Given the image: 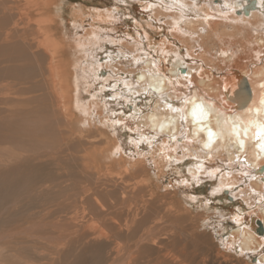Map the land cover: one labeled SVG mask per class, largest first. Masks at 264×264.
I'll use <instances>...</instances> for the list:
<instances>
[{
  "label": "bare ground",
  "instance_id": "6f19581e",
  "mask_svg": "<svg viewBox=\"0 0 264 264\" xmlns=\"http://www.w3.org/2000/svg\"><path fill=\"white\" fill-rule=\"evenodd\" d=\"M47 1L0 0V112L4 116L9 112L10 121L18 123L22 129L19 133L25 135L30 144L39 142L38 151L28 155L25 152L28 157L24 155V160L33 164L42 160L38 166L23 162L24 166H31L28 167L30 173L35 168L42 171L52 163L58 167L65 156H72L74 161L79 162V166L74 168L80 184L69 187L79 186L80 209L74 204L72 210L70 206L64 214L63 204L55 202L58 199L53 203L55 196L52 199L48 197L52 204L49 203L39 213L46 219H52L47 224L44 221L46 227L49 230L60 229L64 234H60L59 239L93 238L97 241L95 244H102L98 241L112 242L103 230L108 228L109 233L126 235L132 240L136 237L133 247L136 251L140 250L141 255L155 252L161 254L166 264H196L184 251L180 252L181 260L174 257V247L168 245L166 222L170 218L174 221L186 216L176 211L178 208L152 214V204L155 202L150 201L153 199L151 197L146 202L139 200L138 194L142 190L137 184L140 183L129 186L126 183L127 187L121 190L118 200L120 208H117L119 191L115 187V180L108 174L112 165L116 164L123 169L124 177L137 178L141 171L162 173L167 167L178 166L189 159L187 174L183 175L188 177V181L199 185L217 178L216 187L211 189L210 195L219 196L225 190L227 199L235 200L240 205L238 210L231 211L232 217L229 219L233 224L232 230L225 238L220 236L221 244L218 242V246L224 249L216 247L213 250L214 258L225 264L233 261L251 264L249 261L253 257V264H264V134L257 137V132L264 127V0H134L139 11L149 16L150 24L164 29L166 34L155 49L159 54L157 60L135 37L129 34L126 35L128 38L115 35L120 30L119 13L112 9L97 12L94 15L96 22L92 23L91 28L83 29L82 34L81 31L77 37H72L74 43L67 42L69 49L79 53L80 60H85L83 65L77 64L75 67L72 64L74 61L70 63L65 59L67 47L54 38L59 9L55 2ZM39 17L43 19L40 22L36 20ZM100 22L112 28L94 26ZM72 23L82 25L76 20ZM148 32L143 31V34L150 41ZM168 34L172 40L168 39ZM148 43L152 47L151 42ZM102 52L104 56L98 59ZM29 57L35 61L39 80L15 83V75L9 73L12 71L10 62H14L13 70L20 72L27 68L28 62L24 64L23 60ZM31 65L29 69L33 68ZM181 68L184 73H179ZM99 70L103 71V80L97 75ZM77 81L85 84L90 81L87 83L88 90L94 81L101 86L95 95L90 96L88 91L86 94L90 98L85 101L80 93L81 88L79 92L75 84ZM34 86H39V100L32 94ZM106 89L112 93L104 95ZM35 103L42 106L41 113L55 116L52 120L57 131H40V118L46 117L33 113L31 105ZM127 103H131L129 109L132 111L125 117L124 106ZM73 110L78 113V121L75 122ZM75 124L79 125L81 132L93 129L96 133L74 136V128H71ZM28 126V129L23 128ZM123 131L128 132L126 144L121 137ZM52 132L57 138L52 137L53 134L51 139L48 137V133ZM65 135L64 142L62 136ZM103 135L106 136L105 140L102 139L104 147L101 143ZM141 145H145L144 150H140ZM102 159L109 163V167L100 163ZM14 166L11 169L15 171H9V174L16 177ZM22 170L27 173L26 169ZM51 172H44L48 174V181L36 180L42 190H53L54 178L50 176L55 172ZM62 174L59 173L60 179ZM41 175L44 178L45 175ZM182 179L176 181V186H183ZM59 183L55 188L58 189ZM92 184L95 193L109 201L107 210L96 202L92 204L84 196ZM63 185L67 188L66 184ZM64 186L61 185L62 188ZM100 187L111 190L98 192L97 188ZM63 191L65 196V189ZM36 193L41 194V191ZM71 194L66 197L72 201L74 196ZM48 200H45L46 204ZM111 200L115 201L113 210H110L114 205ZM127 204L129 208L124 207ZM117 209H120V213ZM86 212L91 218H86ZM117 212L119 217H123V222L108 218L117 216ZM58 214H64L63 218ZM93 214L97 217L92 218ZM56 218L58 220L53 221ZM102 218H105V223ZM90 220L95 225L90 224ZM184 226L178 228L180 235L185 231ZM129 255L132 258L130 263L143 264L138 261L139 254L129 252Z\"/></svg>",
  "mask_w": 264,
  "mask_h": 264
},
{
  "label": "rangeland",
  "instance_id": "374dc122",
  "mask_svg": "<svg viewBox=\"0 0 264 264\" xmlns=\"http://www.w3.org/2000/svg\"><path fill=\"white\" fill-rule=\"evenodd\" d=\"M50 1L55 2V5H57V8L59 9V11L57 12L59 16H57L56 18L57 19L56 25L53 31L54 38L62 42L63 45L67 47L68 50H66L65 59H68L70 63L74 61L72 62L73 67H75L77 64L83 65L85 63V60L84 59L80 60L81 56L79 55V53H77L73 49H69V43L67 42L74 43L72 40L73 39L72 37H77L81 31L82 32L80 34H82L84 32L83 29L91 28L92 23L96 22L95 21L96 17H94V15H96L97 12L100 13V12L110 10V9L119 13L118 15L121 16L119 20L120 23L118 24V28L120 29L118 33L120 34L118 33L116 34L115 32L113 33H115V35L117 36H124L125 38H128L126 36L127 34L135 37L136 39L140 40L145 45V50H147V52H149L150 55L153 56L155 60L159 58L158 57L159 54L155 52V49L157 48L158 42H160L161 38H164L163 36L165 34L164 29L162 28L159 29L158 26L151 25L149 21V16L145 15V13H143L144 14L143 15L139 11L138 4L135 3L134 0H121V1L49 0L47 2H50ZM156 1L157 0H154V2ZM58 2H59V5H58ZM118 15L116 16L117 18L119 17ZM41 17H39L40 19L36 18V20L38 22L42 21L43 19H41ZM14 20H16V17H14ZM73 20L81 22L83 26L78 23H75L74 25L72 23ZM94 26H98L100 27V29H106L107 26L109 27L108 28L109 30L110 28H112L111 25H106L103 22L97 23ZM19 27H21V25ZM146 30L147 32L150 31L148 32L150 36V41L146 40L144 37L143 31H146ZM167 37L168 39L172 40L171 35L168 34ZM148 42H151L150 45H152V47H149ZM103 56H104V53L102 52L100 54V57L98 56L97 58L100 59ZM23 62L24 64L28 62V64H26L28 69L26 68L25 70H21L20 72L13 70V67H14L13 61H11L9 64L10 66H12L11 67L12 71H10L9 73L12 75H15V78H16L14 79L15 83H24V82H28V80H33V81L39 80L38 71L36 70V67H35L36 66L35 61L29 57L28 59L23 60ZM31 63H34V64L31 65ZM29 65H31L33 68L29 69ZM102 72H103L102 70H99L97 73L98 77H100L101 80H103ZM179 73H184V69L181 68L179 70ZM19 76L21 78H19ZM89 82L90 81H88L87 83ZM87 83L85 84L79 81L75 83L76 85H78L79 92L81 88L80 93H81V96L84 95L82 96V98H84L85 101H87L86 99H88L89 101L90 97L88 96V94L90 96L93 94L94 95L97 94L96 91H99L98 88L101 86L100 83L94 81V85L88 90ZM90 84L92 85V83ZM105 92H104V95L107 94L108 92L112 93L109 89H106ZM32 94L35 96L36 100L40 99L39 86H34ZM138 103L140 104L141 101H138ZM145 103L147 104L148 100H146ZM31 107L34 108L33 113L35 115H38V116L42 115L46 117V119L40 118V127H41L40 131L41 132L44 130L45 131L43 133H46L49 131H55V130L57 131V129L54 126L53 120H52L55 118V116H49L46 113H41L42 106L39 103H35L34 105H31ZM124 108H125L124 112L126 113L125 117H127L128 113L132 111L130 110L131 103H127L124 106ZM54 111H55V107L53 105V112ZM73 112H74L73 113L74 122L78 121V113H76L75 110H73ZM1 113L2 112H0V117H1L0 118V121H1L0 122V163H1L0 164V264H133V263H130L132 258L129 255V252H132L134 255H136V253L139 254L138 261L143 262V264H166L164 263V260L161 254L159 253L149 252L146 255H144V253L141 255L140 250L136 251L133 247V243L137 239L136 237L132 240L131 238H128L126 235H116L115 233H109L108 228L103 229V230H104V233L108 235V238L112 240L110 244L104 243L103 241H98V242H102V244H95L97 241H95L93 238H88L86 240L80 239V238L68 240L69 237L67 239L65 238L59 239V235L64 234L60 229L50 228L49 230V228L46 227V224L48 222H51L52 219L51 220L46 219L42 217V213L41 214L39 213H40V210L43 209L45 206H47L49 203L52 204L49 201H51L50 199H52L53 196H55V198L52 199L53 203L55 199H58V200H55V202L56 201L59 202L58 203L59 205L63 204L62 208L64 207L63 208L64 214L66 212L65 210L69 208L70 206L72 210V207L75 206L74 204H76L78 208L81 206L80 204L81 196H80V193H78L80 188L79 186L76 187L77 184L79 185L80 183L77 182L79 179L77 175V170H75L74 168V167L79 166L78 165L79 162L74 161L72 156H65L64 158H61L64 161H60L58 163L59 166L57 164L58 167H56V165L52 163L49 167H47L48 169L45 168L46 170L43 169L42 171H40L35 168V170L34 169L31 170L32 173L30 172L31 173L30 174L29 173L30 169H28V167L31 168V166L25 167L24 163L32 164V166H38L39 164L42 163V160H40V163L39 162L34 163L35 164L34 165L33 163H30L31 161H28L27 159H26L27 161H25L24 159L25 157H28L26 156V154L28 155L29 153H32V152L36 153L38 151L39 148L37 147H39V142L34 141V145L30 144V141L27 138H25V135L21 136V134L19 133L20 132L19 130H22V129L19 128L18 123L15 121H10L9 112L8 114L5 113V116L4 114H1ZM12 119L14 120L15 118L13 117ZM23 128L28 129L29 126L23 127ZM73 128L75 131L74 136L79 135L78 137L87 136V134L92 135L96 133L95 131H93V129L89 131L91 133L87 131H85L87 133L83 131L81 132L79 131L78 124L73 125L71 130ZM101 130L103 131V129ZM103 132L108 133L106 130ZM51 134H53L52 137L53 136L56 137L54 132L48 133V137L50 139H51ZM74 136H71L70 138H73ZM104 137L106 136L103 135L101 137L102 147L105 146L104 142L102 141V139L104 140L106 139ZM121 137L125 141L124 144L128 143V132L123 131ZM35 138L36 136H34V139ZM62 138L64 139V142H65L66 135L62 136ZM46 140L47 138L45 139V141ZM52 140L51 141L54 143V138ZM21 145L23 146L21 147ZM144 146L145 145H141L140 150L142 149L144 150L143 148ZM25 149L28 150V152ZM74 151L75 150H73V152ZM32 154H30V156ZM145 154L148 155V153H145ZM22 159L24 161H22ZM66 161L67 163H65ZM3 163L6 165V167ZM100 163H103L104 165L106 164L105 166L109 167V163H106L103 159L100 161ZM188 163H189V159L184 161V163H181L178 166L172 165V166L167 167L162 173L158 171H152L148 173V171L144 170L140 172L139 177L137 176V178H131V179H127L126 177H124V175H122L123 169L120 166L113 164L114 166L112 165V169L108 171V174L111 177H113L112 179L115 180L116 182L115 187L119 191L117 194V201L119 200L120 194L123 191L122 189L126 188L127 184L129 186V185H134L136 183H140V184H137L142 190L138 194L139 200L145 201L146 199H150L151 197L153 199L150 201L155 202L152 204L153 206L151 210L152 214H154L155 211H162V210L168 211V209L171 211H175L178 208L176 211L183 213L187 217V218L182 217V219L176 218L174 221L170 218V220L166 222V233L169 235L168 245L174 247V252H173L174 257H177L179 260H181L180 252L184 251L190 254V257L194 259L196 264H225L224 262L217 261L214 258L215 253L213 250H216V247H220L218 246V242L221 237L225 238L226 236L229 235L230 230H232L231 227H233V224L232 222H230L231 220L229 219L232 217L231 211L238 210L240 205L237 204V201L235 200H232L233 202L228 200L227 195H225L224 193L225 190L219 196L210 195L211 191L214 189V187H216L217 178L206 180L205 182H202L199 185L196 184V182L188 181L187 180L188 177H184L185 174H187V172L185 171L189 165ZM71 164H74V166ZM21 165L24 166V168L20 167ZM13 166L16 169V172H15V174L17 173L16 177L14 174L12 176L11 174H9L10 173L9 171H15L14 169H11L13 168ZM57 168L60 170H58ZM61 168H64V169L62 170ZM18 169L19 171H17ZM22 169H26L28 174ZM49 171H53L51 173L55 172L54 174H52L53 176L52 175L50 176L52 179L53 178L56 179L59 176V173L61 175L62 172H63L62 174L63 177L61 179L60 177H58L59 179L57 178L58 180L56 179V181H54L53 179L52 183L54 184L53 185L54 187L51 185L52 183L49 181L51 185L50 187L51 188L53 187V190L45 191L44 189L42 190V188H39L38 183L41 181L47 180L48 177L46 178V175L49 174L48 173ZM7 172L10 176L8 174L6 175ZM39 172L45 175L44 178ZM44 172H47L48 174L47 173L45 174ZM36 173L38 176H36ZM5 176H9L10 179ZM11 177L13 179L15 178L16 181L13 180ZM26 178H27V182H26ZM124 178H126L127 181H125ZM37 179L39 182L36 181ZM68 179L69 180L71 179L70 184H69ZM180 179H182V181L184 180L182 183L183 185L182 187L176 186L177 185L176 181L178 180L180 181ZM7 180H9L10 182H8ZM60 180L62 181V183L65 182L66 180V182L63 184H66L68 189L65 188V186L62 183H59ZM121 180H122V183H120ZM35 181L37 182L38 185L36 184ZM27 183L29 185H27ZM58 183L60 185L58 187L59 190L55 188V185L58 186ZM25 184H26V187H25L26 191L30 189L27 192L25 191V188H24ZM73 184H75L76 186L74 185V186L69 187V185H73ZM61 185L64 187L62 188ZM93 186L94 185L92 184V187L86 189V191L84 192V196L88 200H90L92 204H95L96 202L100 207L102 206L103 209L107 210L109 207V204H108L109 201H106L101 196L99 197L95 193V189L93 190ZM31 187L34 189H31ZM73 187L76 190L72 191ZM69 188H71V191H69L70 190ZM64 189H65V196L63 193ZM66 189L68 190V192L66 191ZM32 190H36L37 192L41 191V194H43L42 192L45 191L44 193L46 194H43V195H41L40 193L35 194L36 191H32ZM109 190L111 189L105 188V187L97 188L98 192L109 191ZM53 192H55V195ZM130 192L132 191L130 190ZM47 193L49 194L52 193V194L48 196ZM70 194L72 197L73 196L75 197V195H77L78 197L76 196V200L74 197L73 198L70 197L73 199L72 200L73 202H72L71 199H68L69 197H66L68 195L70 196ZM61 195H63V197ZM39 196L41 198L43 197V199L39 198ZM58 196H60V198ZM36 198L37 200L39 198L44 201L42 202L41 200L36 201ZM64 199L66 200L65 202L67 203V205L66 203L63 202ZM45 200H48L47 204ZM119 202L120 201H118L117 203V208H120ZM43 203L45 204L43 205ZM111 203H114V205L110 207V210H113L115 206V201L111 200ZM163 203L164 205H162ZM124 207L129 208V204L125 205ZM117 211L120 213V209H117ZM119 213L117 216L111 215V216H108V218L114 222H119V221L123 222V217L122 216L119 217L120 216ZM55 214L57 213H53L52 215H55ZM64 214H58V216L60 218H63L62 215ZM81 216H83V214H81ZM85 216L87 219L91 218V216L87 212ZM93 216H96V214H93L92 218ZM56 220H58V218H56L53 221H56ZM44 221H46V224H44L45 223ZM102 221L105 223V218H102ZM91 223L95 225V222L93 220H90V224ZM222 223L223 225L221 226L220 224ZM180 226H184L185 228L184 233L181 235L178 231V228ZM67 240L68 242H66ZM220 248L224 249L223 246H221ZM233 262H230V263L228 262L226 264H234L235 262L234 263ZM249 262L253 264L254 258L251 257Z\"/></svg>",
  "mask_w": 264,
  "mask_h": 264
},
{
  "label": "snow or ice",
  "instance_id": "6c2138e0",
  "mask_svg": "<svg viewBox=\"0 0 264 264\" xmlns=\"http://www.w3.org/2000/svg\"><path fill=\"white\" fill-rule=\"evenodd\" d=\"M197 108L199 105L196 106ZM193 114L195 115V109L193 110ZM262 134H264V127H261V130L257 132V137H260ZM211 132H209V136L211 137Z\"/></svg>",
  "mask_w": 264,
  "mask_h": 264
}]
</instances>
